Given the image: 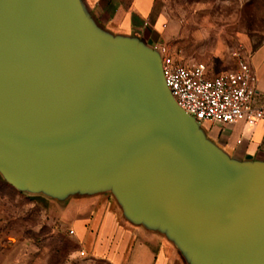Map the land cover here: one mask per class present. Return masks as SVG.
<instances>
[{
	"label": "water",
	"instance_id": "water-1",
	"mask_svg": "<svg viewBox=\"0 0 264 264\" xmlns=\"http://www.w3.org/2000/svg\"><path fill=\"white\" fill-rule=\"evenodd\" d=\"M0 176L58 202L108 194L186 264H264V160L208 139L159 50L82 0H0Z\"/></svg>",
	"mask_w": 264,
	"mask_h": 264
},
{
	"label": "rangeland",
	"instance_id": "rangeland-1",
	"mask_svg": "<svg viewBox=\"0 0 264 264\" xmlns=\"http://www.w3.org/2000/svg\"><path fill=\"white\" fill-rule=\"evenodd\" d=\"M151 19L161 28L158 45L184 65L203 64L212 78L246 62L257 80L264 76V0H154ZM203 130L216 144L212 129ZM65 205L18 192L0 176V264H108L79 257L61 218Z\"/></svg>",
	"mask_w": 264,
	"mask_h": 264
},
{
	"label": "crops",
	"instance_id": "crops-1",
	"mask_svg": "<svg viewBox=\"0 0 264 264\" xmlns=\"http://www.w3.org/2000/svg\"><path fill=\"white\" fill-rule=\"evenodd\" d=\"M82 1L104 31L138 38L153 48L159 46L161 28L151 19L154 0ZM258 74L257 95L264 99L263 72ZM211 129L212 140L230 157L264 160V118L255 126L237 123ZM61 215L68 231L73 232L71 239L87 259L108 264H186L164 237L130 225L108 194L71 198Z\"/></svg>",
	"mask_w": 264,
	"mask_h": 264
},
{
	"label": "built area",
	"instance_id": "built-area-1",
	"mask_svg": "<svg viewBox=\"0 0 264 264\" xmlns=\"http://www.w3.org/2000/svg\"><path fill=\"white\" fill-rule=\"evenodd\" d=\"M157 49L169 93L176 105L201 127L237 123L255 126L263 120L264 99L258 98L257 79L248 63L210 78L205 65H184L166 46L159 45ZM78 254L85 256L84 252Z\"/></svg>",
	"mask_w": 264,
	"mask_h": 264
},
{
	"label": "flooded vegetation",
	"instance_id": "flooded-vegetation-1",
	"mask_svg": "<svg viewBox=\"0 0 264 264\" xmlns=\"http://www.w3.org/2000/svg\"><path fill=\"white\" fill-rule=\"evenodd\" d=\"M204 131V130H203ZM207 138H209L208 136H206ZM210 139V138H209ZM211 140V139H210Z\"/></svg>",
	"mask_w": 264,
	"mask_h": 264
},
{
	"label": "trees",
	"instance_id": "trees-1",
	"mask_svg": "<svg viewBox=\"0 0 264 264\" xmlns=\"http://www.w3.org/2000/svg\"><path fill=\"white\" fill-rule=\"evenodd\" d=\"M202 129H204V127H202Z\"/></svg>",
	"mask_w": 264,
	"mask_h": 264
}]
</instances>
